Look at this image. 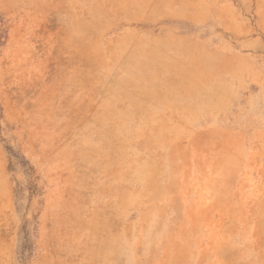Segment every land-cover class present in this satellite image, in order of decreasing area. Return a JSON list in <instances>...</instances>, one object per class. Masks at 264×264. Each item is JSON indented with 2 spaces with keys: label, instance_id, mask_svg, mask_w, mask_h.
<instances>
[{
  "label": "rangeland",
  "instance_id": "1",
  "mask_svg": "<svg viewBox=\"0 0 264 264\" xmlns=\"http://www.w3.org/2000/svg\"><path fill=\"white\" fill-rule=\"evenodd\" d=\"M0 264H264V0H0Z\"/></svg>",
  "mask_w": 264,
  "mask_h": 264
},
{
  "label": "crops",
  "instance_id": "2",
  "mask_svg": "<svg viewBox=\"0 0 264 264\" xmlns=\"http://www.w3.org/2000/svg\"><path fill=\"white\" fill-rule=\"evenodd\" d=\"M162 18L173 19V17L168 16ZM163 42L165 45H162V47H154V45L146 47L144 45L143 48L136 52L137 56L130 64H197L195 58L199 52H203L202 49L198 48L201 44L193 39L188 42L184 37L180 36L175 38L168 37V39L165 37Z\"/></svg>",
  "mask_w": 264,
  "mask_h": 264
}]
</instances>
